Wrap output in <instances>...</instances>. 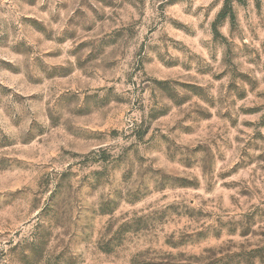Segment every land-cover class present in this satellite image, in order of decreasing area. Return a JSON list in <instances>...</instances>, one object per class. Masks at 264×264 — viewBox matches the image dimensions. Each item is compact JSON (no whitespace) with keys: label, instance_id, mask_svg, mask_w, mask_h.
Instances as JSON below:
<instances>
[{"label":"clouds","instance_id":"9594fccd","mask_svg":"<svg viewBox=\"0 0 264 264\" xmlns=\"http://www.w3.org/2000/svg\"><path fill=\"white\" fill-rule=\"evenodd\" d=\"M0 264H264V0H0Z\"/></svg>","mask_w":264,"mask_h":264}]
</instances>
